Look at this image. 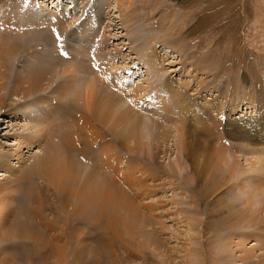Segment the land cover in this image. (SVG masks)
<instances>
[{
	"label": "rangeland",
	"instance_id": "1",
	"mask_svg": "<svg viewBox=\"0 0 264 264\" xmlns=\"http://www.w3.org/2000/svg\"><path fill=\"white\" fill-rule=\"evenodd\" d=\"M18 1L0 0V6L3 5L0 20L8 18L14 26V31L11 28L4 31L0 24V46L3 47L0 53L7 64L5 77L0 79V109H5L0 111V264H243L238 261L243 248L255 251L250 264H264V222L230 228L220 223L216 214L203 211L204 207H212L213 202L193 194L196 185L193 169L176 152L173 128L168 129L166 144L157 150L154 148V160L147 152H151L150 142L158 129L145 135L149 146L141 153L138 151L136 156L126 151L119 153L123 161L148 158L151 168L159 172L149 176L132 171L136 175L134 183L138 184L135 187H127L120 180L116 182L113 219L95 210L84 217H75L69 205L73 199L58 193L55 184L40 174L34 164L36 157L43 153L57 151L64 155L66 152L67 163L77 167L85 177L88 173L93 175V171L101 172L103 177L105 173L109 174L106 177L112 175V170H106L96 155L104 139L99 140V146L91 148L85 137L77 133L80 146L67 147L61 143L64 138L73 137L75 130L79 131L73 117L74 108L82 104L74 100L77 99L72 93L75 83L70 84L72 88L67 93L58 94V86L65 85L71 73L62 72L68 64L65 60L81 64L83 71L76 76L82 80L94 75V71L96 74L99 56L105 57L106 63L101 67L105 77L112 82L119 80L127 87L149 89V93L139 96L146 112L142 113L143 118L149 126L155 119L151 114L156 108L152 97L172 104L163 85L167 78L188 83L187 93H194L201 102H214L213 97L221 100L222 112L227 116L248 114L252 98L259 92L264 93V0H133L129 18L136 17V20L132 31H128L117 0ZM28 6L39 9L45 16L40 14L43 18H34L33 23L27 22L19 29L17 19L25 15L22 12ZM46 7L49 8L45 10ZM3 31L8 36H3ZM51 31H56L55 35ZM53 35L54 39L58 38V44L53 41ZM140 44H145L146 49H132ZM9 45L14 48L8 56ZM151 48L157 50L156 74H151L145 63ZM47 60L55 65L49 70L52 82L49 85L43 82L34 93H20L16 85L19 76L25 74L22 71L40 62H45L47 68ZM108 62L114 67L106 66ZM206 65L208 68L204 69ZM1 68L3 72L4 67ZM106 88L114 90L112 85ZM129 102L128 98L121 99L114 112L123 111L130 106ZM55 104L62 106L54 109ZM19 107L28 111L25 117H11L8 110ZM171 108L176 114L177 110ZM220 128L218 133L213 130L215 134L209 139L211 147L217 146L218 139L232 154H237L240 166L247 168L256 149L248 146L245 138L229 136L224 125ZM105 131L106 139L118 141L116 130ZM18 132L25 134L20 149L23 162L11 170L8 166L15 156L7 151ZM175 157H179L180 163L184 161L180 164L183 168H176L177 174L167 169L168 162ZM263 211L262 206V215ZM190 222L194 223V229L190 228ZM252 240L256 246H250Z\"/></svg>",
	"mask_w": 264,
	"mask_h": 264
},
{
	"label": "bare ground",
	"instance_id": "2",
	"mask_svg": "<svg viewBox=\"0 0 264 264\" xmlns=\"http://www.w3.org/2000/svg\"><path fill=\"white\" fill-rule=\"evenodd\" d=\"M40 1L44 2L45 0H39L38 3H40ZM117 2L120 5L122 17L126 18V22L128 24L127 27H129L128 31H132V26L133 23H135L134 20H136V17L131 19L129 18V15L131 13V6L133 5L134 1L117 0ZM124 3L125 7L121 9V6ZM2 7L1 9H3ZM48 8L49 7H46L45 10H47ZM14 11L19 12V9H16ZM41 11H43V9H41ZM22 14L25 15H22L23 17L21 19H17L20 20L19 24H21H17V27H19V29L23 27V24H26L30 21L32 22L34 18H37L39 20L43 18L44 15L43 13H40L39 9L29 6L24 10V12H22ZM19 15L20 14L18 13L16 18L19 17ZM1 23L3 24L1 25V27L3 26L2 28L4 31L7 28L9 29V31L10 28L12 31H14V26H12L13 24H10L8 18H2L0 20V24ZM198 23H196V25ZM34 33H40V31ZM52 33L55 35L56 31ZM7 34L4 33L3 36ZM54 35L53 41L56 40V43L59 40H57L58 38L54 39ZM10 36H12V34ZM11 39L13 40L14 37H12ZM144 46L145 44H140L139 46L137 45L132 49L141 51L144 48L146 49V47ZM7 47L8 46H6V49ZM13 48L14 46L12 47L11 45H9L8 51L6 50L8 56L12 55ZM151 49V51L147 52L148 59L145 63L147 65L148 71H151V74H156L157 70L155 68L158 66L157 50L156 48ZM15 54H17V52ZM99 57L100 58L98 59L97 65V69L99 72L96 71L95 74V71L93 70L94 75H92L91 77H86V79L85 77H82V80L79 79V75L78 77L76 76L78 73L83 71L81 64H76L75 60L73 62L65 60V62L68 64H65L66 66L64 70H62V72L68 71V73H71H69L70 75L66 77L64 82L65 85L61 83L58 86V94L65 92L67 93V90L70 87L72 88V85L70 84L75 83L76 86L73 85V87L75 88L72 89V93L75 94L77 99L74 100H77V102H79L80 100L82 104L77 103V107L74 108L75 116L73 118L78 122L79 131L77 132V130H75L73 137L69 139L64 138L61 143H64V145L67 147H70L73 144L75 145V147L80 146V138L78 139L75 136V134L77 133L79 136L83 135V137H85L86 144H88V146L91 148L97 146L100 139H104V144L99 147L100 149H98L96 155H98L97 157L101 159L100 162H102V164L106 166V170H112V175L106 177L105 174L108 173L104 172V178L101 175V172L100 174H97L93 171V175L91 173H88V175L85 177V174L77 170V167H75L73 164L67 163L66 152H63L64 155H61L60 153H56V150V152L50 151L51 153H43L41 156H37L34 160V164L39 170L38 172L40 174H44L52 183L55 184L57 192L60 194L69 195V197L73 199V202L69 201V205L72 208L71 214L75 215V217L78 215L80 217H84L88 215L90 210H95L96 212L102 214L103 212H105L107 219H113V194H115L114 190L116 182L120 180L127 187H135L138 185L137 183H134L136 175L134 177L133 172L135 170L140 173H147L149 176H154V174L159 172L154 168H151V164L148 158L134 159V157L132 158V160L127 159L123 161L121 158V154L119 153H121V151H126L128 153L131 152L134 155L137 154L138 151L142 152L146 147L149 146L147 142L148 140L146 141L145 139L146 136L153 134V130L158 129V132L153 135L154 140H151L152 143L150 142L151 152L150 150H148L150 148L146 149L149 151V153L147 152V156H150V158L154 160V148L157 150L161 145H163V143H165V138L169 133L168 129L173 128V130L175 129L173 140L176 152L179 154V156H182L181 159H183L186 163L188 162L191 169H193V177L197 185V187L195 185V189L193 188V194L198 199L202 198V200H209L208 202H213V206L210 208H208L207 204H205V206L207 207H204L203 211H208L212 214H216L217 218L219 217V222L223 224L225 223V225H229L230 228H233L235 226L246 228L248 226H253L254 224H260L264 222V215L261 214V207L263 206L264 208V93L259 92L257 93V95L255 94L256 96L252 98V108H250L248 114L245 112L244 114L241 113L236 117H231L230 115L227 116V114H224L222 112L223 106L221 105H223V102L221 100L216 101L217 98L213 97V99H215L214 102H212L213 100L211 102H201L199 98H197V96L193 95L194 93H187V88L189 85L188 83H186L185 81L177 82L171 78H167L163 81V85L166 92L169 93L168 97H170V101L172 104H169L166 99H162V101L160 102L156 97H152L153 104L156 105V108L153 109L151 114L155 117V119L149 126L143 118L142 113H146L144 107L139 103L140 94L149 93V89L145 88L144 90L143 88H141V86L127 87L119 80V82L116 80L115 82H112L110 78L108 79L107 77H105V75H103L104 72L101 73V67L104 65V63H106V59H104L105 57L102 56ZM80 61L81 60H79V62ZM5 62V58L0 53V67H2L1 69H3L4 67L3 72H0V79H3V77H5L4 73L6 72H4V70L7 69V64ZM44 63L45 62H40L38 64L35 63L34 65L30 64L27 70L25 69L26 71H22V73L25 74L19 76L16 85L20 93H23V95L34 93L40 90L43 82H46V84L48 85L52 82V77L51 75L49 76V70L51 68H55V65L51 64L50 61H48L46 63H48L49 67L47 66L46 68ZM108 63L109 64H106V66L110 68V62ZM50 66L54 67L50 68ZM8 67L10 69V66ZM207 68L208 65L204 66V69ZM150 78H152V76H150ZM111 85L114 89L113 91H110V89L108 90L106 88H109ZM118 92H122L123 94L125 92H128V94L127 96H125L119 93V95ZM218 95L219 94H217V96ZM247 95L250 97V94L247 93ZM124 98L129 99L130 106L125 108L123 111L121 110L119 112H114V108L118 106L119 101ZM43 101L48 102V100ZM233 104H235V102H233ZM60 105L61 104H55L54 109L59 108ZM171 107H174L177 110L176 114L172 111ZM68 108L71 109V106ZM231 109L232 111H234L235 106L233 105ZM1 110L2 109H0V111ZM2 111H5V109H3ZM8 112L11 117H20L24 116V114L28 111L26 112V109L19 107L15 110H8ZM29 118L33 119V116L30 115ZM186 120L188 124L186 123ZM168 123H171V125L169 126ZM221 125H224L226 127V131H228L229 136H232L233 138H245L247 145L256 149V153L254 155L252 154L250 157V162L249 165L247 164V168L241 167L240 162L238 161L237 154H232L230 148L228 149L226 144L221 143V141L219 142L218 139H216L217 146H213L212 143L213 147H211L209 139H211V135L215 134L213 130H215L217 133L220 132ZM105 128L109 131L116 130V132H118L119 134L118 141L112 142L111 140L106 139L107 133L105 131ZM80 129L83 130V133ZM24 135L25 134L18 132L15 138L16 141L11 144V149L7 151L10 155L15 156V158L11 162L12 164L8 166L11 170H13V168L15 167H18L20 162H23V156L20 153V149L24 144ZM110 136L112 135L110 134ZM160 136H162V138ZM219 143L221 145H219ZM12 150L13 152H11ZM232 151L238 152V150L236 149H232ZM178 158L179 157H175L172 161L168 162L167 169H169L174 174H177L178 172L176 168L181 167L180 164H184V161L180 163ZM120 164L123 165L122 168L120 167L121 169L119 168ZM183 167L184 166H182L181 168ZM161 170L163 169L161 168ZM155 176L157 177V175ZM83 177L85 178L83 179ZM128 179H132L133 182ZM65 191L70 192V194H67ZM3 197L5 199V196ZM1 211L2 209L0 203V228L2 222ZM189 226L191 229H194V223L190 222ZM251 242L252 244L250 246H256V243L253 240ZM241 251L239 252L241 254L238 255V261L243 262V264H250L249 262L253 261L252 257L255 256L253 254L254 250L251 251L243 248ZM189 252L193 254V248H190Z\"/></svg>",
	"mask_w": 264,
	"mask_h": 264
}]
</instances>
